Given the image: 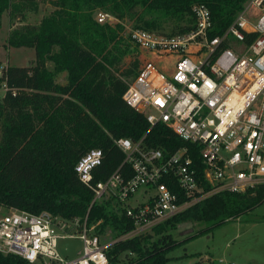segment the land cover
Here are the masks:
<instances>
[{"label": "trees", "instance_id": "trees-1", "mask_svg": "<svg viewBox=\"0 0 264 264\" xmlns=\"http://www.w3.org/2000/svg\"><path fill=\"white\" fill-rule=\"evenodd\" d=\"M246 1L0 0V26L5 13L11 19H23L25 9H36L41 2L53 8L38 26L13 29L7 39L12 48H32L35 61L29 67L1 70L0 87L5 85V90L0 102V206L31 214L46 211L66 220L87 215L88 225L98 223L99 234L106 228L114 236L130 230L131 222L118 214L112 201L90 207L92 192L74 171L83 154L98 149L104 158L93 171L94 180H106L124 160L114 144L122 138L133 142L143 139L144 147L161 149L165 154L187 147L200 176L193 146L163 125L150 128L145 118L123 101L127 84L112 68L136 48L119 37L120 25H99L93 15L127 18L134 28L162 34V25L173 22L168 35H176L194 28L192 8L202 4L210 12L213 37L232 24ZM137 69L135 63L134 77ZM62 73L66 74L64 85L55 81ZM263 202L264 186L244 194H214L155 228V239L144 235L115 243L107 250L108 260L110 264H168L167 255L185 243L175 241L170 234L178 224L208 225L191 235L195 239ZM0 264L31 263L16 255L0 254Z\"/></svg>", "mask_w": 264, "mask_h": 264}, {"label": "built area", "instance_id": "built-area-1", "mask_svg": "<svg viewBox=\"0 0 264 264\" xmlns=\"http://www.w3.org/2000/svg\"><path fill=\"white\" fill-rule=\"evenodd\" d=\"M247 1L232 24L213 37L210 12L202 4L193 6L194 28L187 33L136 28L127 35L143 63L123 101L150 128L163 125L193 146L201 175L187 147L165 154L144 147L143 139L122 138L114 141L124 154L122 164L95 182L93 171L104 156L92 149L74 166L92 192L90 207L112 201L131 229L102 244L98 223L88 225L87 215L66 220L46 211L31 214L0 206V254L31 264H110L106 253L115 243L151 235L214 194H244L264 186V0ZM95 16L98 23L110 18ZM139 192L143 201L130 204ZM63 238L81 240L80 257L60 255L58 240Z\"/></svg>", "mask_w": 264, "mask_h": 264}, {"label": "rangeland", "instance_id": "rangeland-1", "mask_svg": "<svg viewBox=\"0 0 264 264\" xmlns=\"http://www.w3.org/2000/svg\"><path fill=\"white\" fill-rule=\"evenodd\" d=\"M246 3L248 1L244 4L246 5ZM52 11L53 8L47 2H41L36 9L30 7L25 9L23 19L20 16L11 19L8 13L3 15L0 26V75L1 70L8 66L29 67L34 64V50L28 47H10L7 43L8 36L13 29L23 25L38 26L40 21ZM95 17L93 15V19L96 21ZM98 24L110 27L120 25L122 31L119 37L123 41H127L130 30L136 29L133 27L132 20L127 18L118 20L112 16L109 20L107 19L105 22ZM173 28L174 23L167 22L162 25V32L168 35ZM135 63H137V68L143 63L138 60L137 52L123 57L120 64L112 69L117 78L128 84L134 77ZM47 67L52 70V64L48 63ZM55 81L61 85L66 84V74H58ZM3 95L2 85L0 87V102ZM143 199V195L139 192L130 204L134 205L143 201ZM206 228H208L206 224H195L187 221L178 224L175 230L170 231L175 241L185 240V243L174 248L167 255L169 258L168 264H194L197 262L201 264H219V260H222L221 263L223 264H264V202L238 218L226 220L224 224L213 228L208 233L195 239L190 238L197 231ZM109 231L106 228L104 232L98 234L102 244L110 243L114 239V233ZM153 238L155 239V236ZM58 251L66 259L78 258L82 254L83 244L78 238L59 239Z\"/></svg>", "mask_w": 264, "mask_h": 264}, {"label": "crops", "instance_id": "crops-1", "mask_svg": "<svg viewBox=\"0 0 264 264\" xmlns=\"http://www.w3.org/2000/svg\"><path fill=\"white\" fill-rule=\"evenodd\" d=\"M74 259V258H73ZM219 261H222V260H219ZM223 264V263H222Z\"/></svg>", "mask_w": 264, "mask_h": 264}]
</instances>
